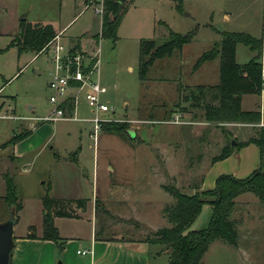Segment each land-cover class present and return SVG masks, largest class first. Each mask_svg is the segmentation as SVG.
I'll use <instances>...</instances> for the list:
<instances>
[{
  "label": "rangeland",
  "instance_id": "374dc122",
  "mask_svg": "<svg viewBox=\"0 0 264 264\" xmlns=\"http://www.w3.org/2000/svg\"><path fill=\"white\" fill-rule=\"evenodd\" d=\"M128 2L130 10L117 41L104 37L100 40L102 51L96 75L107 89L102 100L113 111L114 123L123 124L124 128L118 134L103 127L95 145L91 137L94 124L89 121L43 122L23 118L42 117L51 109L52 52L44 50L36 54L29 50L20 54L17 46L12 47L21 19L26 16H18L12 1L0 0V106L2 112L9 111L20 119L0 121V142L10 138L15 124H21L16 132L24 134L29 129L32 134L22 145L29 147L24 157H14L13 144L0 149V197L6 195L9 176L23 205L15 212L18 214L16 236L26 233L30 226L34 232L43 234V198L57 194L87 201L85 210L77 211L86 220L75 230L65 219L63 233L87 234L94 222L97 235L125 234L143 239L156 228L168 226L162 210L171 198L160 185L192 193L201 189L204 178L209 184L219 171L212 166L213 158L221 151L218 142L222 141L223 129L233 126L207 122L204 105L215 101L211 95L200 104L186 101L189 92L182 83L219 82L217 69L216 78L192 74L193 65L217 39L216 31L210 26L242 31V26L236 23L252 18L262 31L264 0H183L182 12L174 0ZM24 5L28 7L26 0L18 3L20 9ZM97 7L100 4H93L79 15L70 24L66 36L83 37L82 31L88 23L97 25L99 30L101 14L96 12ZM72 15V10L66 8L59 25L68 23ZM26 19L34 21L30 15ZM170 29L183 34L196 31L197 39L183 54L179 50L172 57L157 59L147 78L142 80V39H155L162 44L169 38ZM59 42L69 46V38ZM83 43L91 48L88 41ZM238 53L239 62L255 55L244 44L238 45ZM210 70L215 73L213 66ZM256 100L260 101L258 96ZM76 113L84 119L93 116L84 95L78 98ZM176 116L181 123L176 122ZM41 126L42 129L36 130ZM194 128L199 132L195 133ZM233 136L232 132L227 135L229 144ZM96 199L100 201L97 210ZM12 209L16 211L15 206ZM9 210L10 206L0 200V219L6 218ZM211 214L212 207L204 205L191 229L207 227ZM136 220L143 225L140 227ZM217 242L205 254L204 264H264V243L253 245L248 241L242 243L244 250L239 251L236 246L223 247Z\"/></svg>",
  "mask_w": 264,
  "mask_h": 264
},
{
  "label": "trees",
  "instance_id": "16d2710c",
  "mask_svg": "<svg viewBox=\"0 0 264 264\" xmlns=\"http://www.w3.org/2000/svg\"><path fill=\"white\" fill-rule=\"evenodd\" d=\"M177 2L179 11H183V0ZM104 12L102 15V35L117 41L118 29L121 21L129 9L128 0H104ZM57 31L52 24L31 23L26 18L21 19L20 29L11 46H17L19 53L32 51L36 54L47 49L57 36ZM196 35V31L178 33L172 29L169 38L162 44L155 39H142L140 53V77L147 78L151 66L159 58L170 56L175 50H182L184 45L190 43ZM248 46L256 54L245 64L236 60L238 44ZM79 49L75 44L72 51ZM264 50V40L257 38L245 31H222V39L211 49L202 53L194 65L198 68L202 63L221 58L220 82L215 85L187 86L189 94L186 101L202 103L208 95L215 103L208 102L204 105L207 122L223 125L226 123H247L257 125L261 122L260 110H243L241 106L242 95L245 93L260 92L262 87L263 65L261 58ZM1 52V51H0ZM72 105L69 108L71 111ZM124 125L109 122L104 124V129H111L115 133H121ZM26 129L24 134H16L8 142L15 144L30 134ZM226 132V130H225ZM228 134V132H226ZM229 135V134H228ZM254 143L260 150V165L249 176L238 178L232 174H221L217 177L215 187L212 189H196L195 192H185L175 186H164L174 196L175 201L165 207L164 213L170 227H163L154 231L146 241L167 245L170 251L169 264H204L203 258L211 243L215 240H223L233 246H238L239 234L231 215L235 209V199L244 192H253L264 201V125L257 128V135L245 142L231 143L225 146L222 152L213 158V162L229 157L235 147H243ZM7 192L0 197L5 201L11 212L12 206L16 212L23 208L19 202L18 192L14 180L6 177ZM96 201V210L100 201ZM212 206V215L209 225L203 229H191L193 223L199 217L205 204ZM86 199L82 198H54L46 195L43 198V234L42 239H61L58 228L55 225V217L79 218L78 209L85 210ZM8 213V216H9ZM8 216L6 218H8ZM18 216V214H17ZM6 218H1L0 221ZM27 238H38L32 226L29 227ZM16 238V236H15Z\"/></svg>",
  "mask_w": 264,
  "mask_h": 264
},
{
  "label": "crops",
  "instance_id": "0c3cea01",
  "mask_svg": "<svg viewBox=\"0 0 264 264\" xmlns=\"http://www.w3.org/2000/svg\"><path fill=\"white\" fill-rule=\"evenodd\" d=\"M3 1H8V0H3ZM10 1H12L13 4L16 6L17 14H19L18 15L19 17L26 16L27 18V16L30 15L34 20L32 21L33 23L52 24L58 33L55 40L62 41L64 38H69V46H68L69 49L70 48L72 49L75 44H78L79 45L78 50L86 51V52H91L94 50V46H96V39L98 38V35L102 30V16L99 20V26H98L99 30H97V25L94 26L93 23H88L85 24L84 29L82 31L83 32L82 34L84 35L83 37H79L80 35L78 34L75 36L76 39L77 38L78 39L74 40L75 37L66 36V32L70 28L69 27L70 24L79 15L85 13L87 8H89V6L87 7L88 0H26L28 7L24 5L25 8H21V9L18 6V3L21 0H10ZM66 8H70L72 10L73 13L72 18L65 25L63 24L59 25L58 20H61ZM129 10L130 9H128L126 14L129 12ZM126 14L124 15L121 21L118 32H120V30L122 29V25L124 23V18L126 17ZM57 16H59V18H57ZM56 23H58V25H56ZM236 24L242 26L241 29L242 31L249 32L255 37L262 38L264 40V28H262L261 31L259 29V23L253 22L252 18L248 20H244L242 22H237ZM210 27L214 31H216L215 33L217 36V39H215V41L213 42V46L221 41L222 31H240L236 28H230V29L224 28L218 30L216 27L213 26ZM196 36L197 33L194 39L190 43L184 45L183 49L180 50L179 52L180 54H183L187 49V47L195 42V39H197ZM83 40L88 41V45H90L91 48H88L87 45L85 46ZM238 45L236 50L237 61L239 54ZM177 51L179 50H175L170 56H166V57H172V55H174V53H177ZM251 52L256 54L252 50ZM254 56H252V58ZM250 60L242 61V62L238 61V62L240 64H245ZM261 62L264 63V50H263ZM212 66L214 67L215 73L210 72ZM216 69L219 70L220 73L219 75V82H220V76H221L220 56L216 57L213 60H209L202 63L196 69L194 68L193 65L192 74L203 75V76L206 75L207 77L215 76L216 78V76H218V73H216ZM218 83L211 84L209 82L197 81V83H192V82L187 84L182 83V85L185 86V88L187 89V86L215 85ZM256 96L259 97L260 99L259 102L256 100ZM241 106L243 110H260L262 114L261 122L257 125L247 124V123H226L227 125L233 127L232 128L227 127L226 129H223V136L221 138L222 141L218 142V145L221 148L219 154L222 152L223 148L229 144V137H227V135L230 134L231 132L234 134L233 139L236 141L237 144L238 141L245 142L248 141L250 138L256 136L257 128L259 126L264 125V92L262 93L260 91L255 93L243 94ZM2 111H3V107L0 106V113L7 115V117L0 118V121L5 119L8 120L13 119L18 121L20 120L16 114L10 113L9 111H7V113ZM31 120L33 119H28V121ZM20 125L21 124L14 125V128L12 129L13 134L10 135V138H6L0 142V149L2 148L4 149L7 146H9V144L7 145V142L13 136L19 134L18 132H16V130L18 129V131H20L21 129ZM42 127L43 126L39 127L36 130L42 129ZM225 130H227L226 132H228V134L225 132ZM193 131H195V133L199 132V130L198 129L196 130L195 128L193 129ZM208 134L211 135V133ZM225 134L227 135L225 136ZM31 136L32 134H29L25 138L21 139L20 141L14 144L13 146L14 157L20 158L26 155L27 151L29 150V147L27 146V148H24L23 147L24 142L27 139H30ZM236 144L235 145L232 144V145L236 146ZM259 165H260V150L254 143H250L243 147H235L233 149L232 154L229 157L212 163V166L215 169L218 168L219 171L215 173L213 179L211 178V181L209 183L210 185L205 181L204 178L201 189H212L213 187H215L216 179L221 174H232L238 178H245L249 176L255 169H257ZM164 186L167 185L164 184L163 187L160 185L161 189H163L164 192L169 194L171 200L169 202L164 203L163 205V210H162L163 217L168 222V226H163V227H170L171 223L166 218L164 209L167 205L174 203L175 198L165 189ZM50 188L53 189L52 186ZM52 197L67 198L65 195H57V194ZM235 202L236 205L231 215V219L235 221L239 234L237 250L243 251L244 249L242 248V243L245 244L248 241L253 245L254 244L258 245L259 243L262 245L264 243V201L261 200L253 192H244L236 197ZM78 210L84 211L82 209H78ZM110 213L112 215L119 216L117 214H113L112 212ZM93 215H95V213L94 214L92 213V216ZM119 217L124 218L121 216ZM65 219H68L67 221H70L69 223H71L72 227L75 230H77L80 227V225H82L81 223L82 221L86 220L83 217L80 218L55 217L54 222L56 227L58 228L61 237L59 241H55L52 239H42L41 233H37V235L39 236L38 238H27L26 235L28 231L24 234H20L17 236L15 235L16 236L15 245L11 252L10 264H58L59 262H63V264H169L171 250L165 244L146 241L147 236L141 239V238H134L125 234H117L113 236L97 235V226L96 223L94 224V222H91V227L89 228L90 230L89 233L87 234L75 233V231L74 233L65 234L63 233V229H62V225H63L62 221H65ZM136 221L139 222L140 227L143 225L141 221L139 220ZM163 227L156 228L155 230H153V232ZM215 241H213L212 243H214ZM217 243L223 247L224 246L228 248L233 247V245H231L230 243L220 239L218 240ZM209 249L207 250V252L209 251ZM79 251H87V252L83 254ZM207 252L205 254H207Z\"/></svg>",
  "mask_w": 264,
  "mask_h": 264
},
{
  "label": "built area",
  "instance_id": "2783aa9c",
  "mask_svg": "<svg viewBox=\"0 0 264 264\" xmlns=\"http://www.w3.org/2000/svg\"><path fill=\"white\" fill-rule=\"evenodd\" d=\"M104 0H91L87 2V7L93 4H100V8L95 10L101 16L104 12ZM103 37L102 30L96 40L97 48L91 52L81 51L66 47L59 40H54L45 50L52 52L50 69L49 89L51 90L50 105L51 109L48 114L42 117H23L24 119H37L43 122L70 121V120H85L94 124V132L91 137L97 145L98 134L103 129L104 124L114 122L113 111L110 106L102 100V95L107 91L106 87L102 86L99 78L96 75L99 73L100 62V40ZM262 73L261 92H264V63ZM84 95V98L91 108L93 116L91 118H80L77 116L76 108L78 98ZM72 105L71 111L69 108ZM7 115L0 113V118H5ZM176 122L179 121V116H176ZM85 254L87 251H79Z\"/></svg>",
  "mask_w": 264,
  "mask_h": 264
},
{
  "label": "water",
  "instance_id": "95a60500",
  "mask_svg": "<svg viewBox=\"0 0 264 264\" xmlns=\"http://www.w3.org/2000/svg\"><path fill=\"white\" fill-rule=\"evenodd\" d=\"M231 143L235 145L236 141L231 139ZM15 212L12 209L8 218L0 221V264H10L11 252L15 245V225L18 221ZM58 264H63V262Z\"/></svg>",
  "mask_w": 264,
  "mask_h": 264
}]
</instances>
